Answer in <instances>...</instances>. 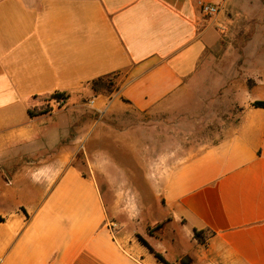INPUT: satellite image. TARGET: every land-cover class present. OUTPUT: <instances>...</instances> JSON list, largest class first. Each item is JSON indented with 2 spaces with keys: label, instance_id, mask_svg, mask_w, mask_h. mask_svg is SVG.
<instances>
[{
  "label": "crops",
  "instance_id": "0c3cea01",
  "mask_svg": "<svg viewBox=\"0 0 264 264\" xmlns=\"http://www.w3.org/2000/svg\"><path fill=\"white\" fill-rule=\"evenodd\" d=\"M200 1L0 0V201L12 204L0 209V264H164L109 219L118 211L109 198L117 181L100 143L114 125L96 136L93 129L88 172L78 165L82 100L95 98L101 113L168 109L218 37ZM104 75L115 76L116 89L94 92L90 82ZM260 83L235 96L228 135L159 178L160 195L191 239L172 255L159 250L171 264L185 255L191 264H264V107L253 105L264 99ZM55 91L69 94L66 104L31 116V97ZM172 127L141 122L117 135L132 141L140 130L142 142L159 137L164 148ZM195 230L205 231V243Z\"/></svg>",
  "mask_w": 264,
  "mask_h": 264
},
{
  "label": "rangeland",
  "instance_id": "374dc122",
  "mask_svg": "<svg viewBox=\"0 0 264 264\" xmlns=\"http://www.w3.org/2000/svg\"><path fill=\"white\" fill-rule=\"evenodd\" d=\"M221 4L216 16L207 15L217 28V39L206 49L187 87L168 109L101 113L86 104L89 98L82 100L86 122L78 165L88 172L87 156L95 149L93 129L96 136L99 127L114 125L117 130L106 127L102 131L106 140L100 143L112 153L102 159L117 181L115 194L109 198L117 203L118 211L116 215L112 212L109 219L130 230L139 241L138 235L142 236L154 250H167L170 255L189 247L191 239L181 231L160 195L159 178L175 163L232 131L238 116L235 96L244 85L261 82L264 92V0H223ZM162 121L173 124L168 135L163 133L167 140L164 148L159 137L154 142H142L140 130L132 141L117 135L118 129ZM113 155L119 166L113 163ZM109 186H104L105 191L111 190ZM11 206L0 201V209Z\"/></svg>",
  "mask_w": 264,
  "mask_h": 264
},
{
  "label": "trees",
  "instance_id": "16d2710c",
  "mask_svg": "<svg viewBox=\"0 0 264 264\" xmlns=\"http://www.w3.org/2000/svg\"><path fill=\"white\" fill-rule=\"evenodd\" d=\"M90 85L94 92L108 94L116 89L117 82L114 75H104L93 79L90 82ZM68 97L69 94L60 91H55L50 94H35L30 99V106L28 108V111L31 116H38L44 113H49L54 109V107H63L66 104ZM60 98H64V105L58 106L57 101ZM253 105L264 107V99L255 100L253 102ZM5 219L6 217L0 214V222L4 221ZM138 237L140 241L144 245H146L152 253H154L158 260H160L164 264H171V262H169L161 252L154 250V248L148 243L147 240H145L140 235H138ZM195 237L202 243L206 242L204 230H195Z\"/></svg>",
  "mask_w": 264,
  "mask_h": 264
},
{
  "label": "built area",
  "instance_id": "2783aa9c",
  "mask_svg": "<svg viewBox=\"0 0 264 264\" xmlns=\"http://www.w3.org/2000/svg\"><path fill=\"white\" fill-rule=\"evenodd\" d=\"M200 8H201V11L207 16H211V17H214L216 16L219 12H220V9L222 8V4L219 3V4H215V3H211V2H208V1H203L201 0L200 1ZM110 101L113 99V97L109 98ZM95 103V98H91L89 100V104L91 106H93ZM57 105L60 106V105H64V98H60L58 101H57ZM115 227V224L112 223L111 224V228L114 229Z\"/></svg>",
  "mask_w": 264,
  "mask_h": 264
},
{
  "label": "water",
  "instance_id": "95a60500",
  "mask_svg": "<svg viewBox=\"0 0 264 264\" xmlns=\"http://www.w3.org/2000/svg\"><path fill=\"white\" fill-rule=\"evenodd\" d=\"M191 260H192V258L190 255H185L181 259V264H191Z\"/></svg>",
  "mask_w": 264,
  "mask_h": 264
}]
</instances>
